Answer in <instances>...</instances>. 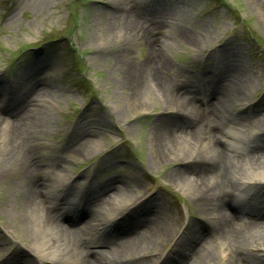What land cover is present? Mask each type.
I'll list each match as a JSON object with an SVG mask.
<instances>
[{
  "label": "rangeland",
  "instance_id": "rangeland-1",
  "mask_svg": "<svg viewBox=\"0 0 264 264\" xmlns=\"http://www.w3.org/2000/svg\"><path fill=\"white\" fill-rule=\"evenodd\" d=\"M129 15L141 30L129 32L125 26ZM128 68L136 70L138 91L127 82ZM39 79L43 85L37 86ZM165 81L204 110L216 102L214 85L240 87L239 96L222 102L223 124L241 135L245 147L263 143L264 0H0V118L24 116L21 126L35 159L44 163L59 156L56 167L68 169L74 180L86 178V184L95 186L97 196L77 202L67 212L75 218L86 212L78 226L88 221L93 238L119 240L120 230H129L150 216L148 208L150 214L165 217L168 236L154 243L153 251L158 253L151 264L176 262L167 256L175 241H187L185 233H190L188 238L201 233L207 237L217 214L211 204L198 202V195L187 190L186 175L179 174L188 168L186 156L171 144L161 157L153 153V135L166 121L188 130L194 126L183 108L167 102L156 90L155 84ZM40 87L51 90L43 91L45 103L31 102ZM9 91L12 94L5 95ZM17 95L20 98L12 108L10 98ZM29 102L36 104L34 114H24ZM17 103L22 114L14 112ZM85 119L98 123L92 130L101 149L75 157L65 148L74 138L71 129H82L79 123ZM217 133L221 138L217 145L223 148L228 136ZM2 138L0 124V248L1 254H9L5 264H10L13 255L33 258L34 230L27 211L21 218L14 213L21 206L15 198L22 197L23 179ZM192 144V140L184 144L188 153L210 157L201 142ZM236 155L240 159L241 153ZM41 173L48 175L42 166ZM177 183L184 184L185 190ZM122 189L127 191L116 204L120 215L112 226L89 217L94 211L90 202L96 204L100 197ZM223 209L237 221L232 210ZM209 245L213 258L205 263L224 264L221 241L210 240ZM247 252L264 258L259 244Z\"/></svg>",
  "mask_w": 264,
  "mask_h": 264
},
{
  "label": "bare ground",
  "instance_id": "bare-ground-1",
  "mask_svg": "<svg viewBox=\"0 0 264 264\" xmlns=\"http://www.w3.org/2000/svg\"><path fill=\"white\" fill-rule=\"evenodd\" d=\"M125 26L129 32L142 28L132 15L127 16ZM136 75V70L132 72L129 68L125 72L129 86L138 91ZM36 83L37 86L43 85L40 79L36 80ZM220 84L213 86L217 103L209 105L206 110L199 108L193 99L177 94L166 81L159 85L155 84L156 90L162 91L167 102L186 111L187 116L192 120L191 125L194 126L188 130L176 121V123L166 121L153 135V153L156 157H161L163 149L171 144L172 149L179 155L186 156L188 168L179 174L183 177L186 175L187 190L198 195V202L211 204L214 213H217L208 227L207 237L201 233L195 239L188 238L190 233H185L187 241H175L174 247L167 254L176 260L171 264L211 262L213 256L209 245L210 240L221 241L223 247L221 256L225 260L224 264H264V258L247 252L248 247L253 248L257 244L263 247L264 251V142L245 147L240 140L241 135L233 132L231 127L224 126V117L221 113L222 102L239 96L241 88L228 89L226 85ZM43 91L51 92L50 89L40 87L35 90L36 98L31 102L45 101L43 96L46 95ZM10 94L12 92L9 91L5 95ZM18 98H20L19 95L10 98L9 104L12 108L14 107L12 103ZM31 102L28 103L24 114L35 113L36 104ZM260 108L264 110V104ZM20 109L22 106L17 103L14 112L22 114ZM22 118L25 117L14 119L2 117L0 124L3 131L2 139L11 148L10 159L15 162V169L23 179L22 197L15 198V193L11 195H14L13 197L21 203L14 213L20 218L23 216L21 215L23 211H27L30 215V225L34 230V242L30 248L33 258L21 254L13 255V261L10 264H33L34 261L49 264H151L152 257L158 253L153 251L154 243L168 236L166 218L150 214L152 208H148L146 213L150 216L142 217L143 221L129 230L124 228L120 230L119 240L100 241L93 238L90 233L94 228L88 221H84L85 226H78V222L85 218L87 213L82 212L81 215L79 213V217L75 218L67 212L77 202L81 203L84 200L86 202L90 197L97 196L99 193L95 192V186L86 184V178L81 181L74 180L68 169L56 167L55 161L59 156H52L44 163L35 159L32 145L25 141L26 136L20 122ZM254 122L256 126H259L260 118L256 117ZM79 124L82 129H78L77 126L71 129L74 134L73 141L63 148L66 147L65 149L75 157L100 150L99 136L92 130V127L98 128V123L85 119V123ZM174 128L178 129V131L175 130L176 133L172 132ZM219 131L228 136L223 140L225 143L223 148L217 145L221 142L217 133ZM187 140H192L195 145L201 142L211 152L210 157L202 155L198 158L188 153L185 146ZM194 150L196 151V148ZM238 152L241 153L240 159L236 155ZM41 166L45 167L47 176L42 175ZM191 174H194L193 179L190 177ZM185 185L177 183L182 190H185ZM126 191L122 189L112 195L107 194V198L100 197L96 204L90 202L94 211L91 210L92 214H89V217L106 220L109 226H112L114 220L120 215L118 212L120 208L117 210L116 204H120ZM256 198H260V201L255 200ZM114 200H116L115 203ZM224 207L235 213L237 221L222 212ZM236 213L245 214V217H248L247 220H243ZM105 225L101 227L104 228ZM89 234L90 237L87 236ZM247 243L251 244L245 246ZM1 252L0 248V261L5 264L9 254L5 255ZM164 258L167 259L166 256Z\"/></svg>",
  "mask_w": 264,
  "mask_h": 264
}]
</instances>
